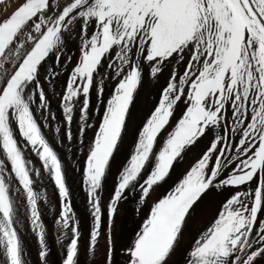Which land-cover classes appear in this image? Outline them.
<instances>
[{
    "label": "snow or ice",
    "instance_id": "6c2138e0",
    "mask_svg": "<svg viewBox=\"0 0 264 264\" xmlns=\"http://www.w3.org/2000/svg\"><path fill=\"white\" fill-rule=\"evenodd\" d=\"M65 73L58 116L44 84ZM145 85L155 99L113 174ZM50 128L83 158L87 238ZM38 182L59 198L58 264H85L82 248L94 256L100 239L103 264H169L194 206L213 194L217 213L185 264H264V0H21L0 18V264H32L25 222L38 264H51ZM129 201L139 223L117 249Z\"/></svg>",
    "mask_w": 264,
    "mask_h": 264
},
{
    "label": "bare ground",
    "instance_id": "6f19581e",
    "mask_svg": "<svg viewBox=\"0 0 264 264\" xmlns=\"http://www.w3.org/2000/svg\"><path fill=\"white\" fill-rule=\"evenodd\" d=\"M20 2L21 0H5V3L3 5H0V18H4L7 15H10ZM67 48L69 50V53H71L72 50H76L78 55V43L76 41L69 42L67 44ZM73 59L75 60V57H73ZM50 63H55L54 58L52 61H50ZM167 75L168 73L166 71L161 77V84L164 82V79L167 77ZM65 80L66 73L63 76L57 78V80L54 82V88H50L47 83L44 84L45 90L52 102V108L58 116L60 114V110L58 108L59 100L56 97L55 93L61 91V86ZM155 96V88L145 85L140 90V93L134 102L129 117L128 133L125 136L124 143L120 146V149L115 154V159L112 165L113 174L116 173L117 169L128 156L129 147L133 142L135 130L143 120L146 111L151 106L153 100L155 99ZM93 101H95L94 95ZM44 131L46 136L49 138L50 143L53 144L54 148L57 150L58 154L62 158L63 163L65 164L67 182L73 194V207L81 219V228L85 238H87L89 223L86 213V196L81 189V173L77 171V167L82 165L83 158L78 156L75 151H73L72 153L67 152L66 144H57L53 128L45 129ZM88 136H91V132L88 133ZM185 167H187V164H182L177 169V171H182ZM109 183H111V180L109 181ZM37 190H43L47 193V202H41L40 210L42 213V219L46 224L47 239L51 248L50 261L51 264H58L59 253L58 246L56 244L57 231L54 222L60 211L59 198L50 182L44 184L38 182ZM107 194L108 193L106 191L105 196H107ZM154 196L155 195H153V197ZM48 198H50V200H54V203H49ZM153 199H156V197H154ZM221 199V196L213 194L205 197L201 202L194 206L191 215L187 218V224L183 228L182 236H180L178 243L176 244L175 251L171 256V259L169 260V264H185L187 252L190 250L195 238L208 226V224L216 215L217 208ZM149 203H151V201H149ZM134 209V202L129 201L125 203L121 207L120 214L115 219L113 235L117 249L123 247L129 242L137 224L139 223V218L134 212ZM144 211L146 212L147 209L145 208ZM141 215H143V213H141ZM21 238L24 246L27 249L28 255L32 260V264H38L36 240L28 230L27 222H25L24 230L21 232ZM98 243L99 248L94 256L89 255L85 257L83 255L84 249L82 248L81 260L84 261L85 264H103L106 251V241L105 239H100ZM117 259H119V257H117Z\"/></svg>",
    "mask_w": 264,
    "mask_h": 264
},
{
    "label": "rangeland",
    "instance_id": "374dc122",
    "mask_svg": "<svg viewBox=\"0 0 264 264\" xmlns=\"http://www.w3.org/2000/svg\"><path fill=\"white\" fill-rule=\"evenodd\" d=\"M154 197H156V196H154ZM154 197H152V199H153ZM153 200H155V199H153ZM52 201H53V202H52ZM48 202H49V203H54V200H52V199L50 200V198H48Z\"/></svg>",
    "mask_w": 264,
    "mask_h": 264
}]
</instances>
